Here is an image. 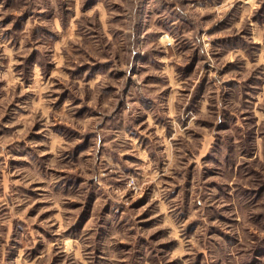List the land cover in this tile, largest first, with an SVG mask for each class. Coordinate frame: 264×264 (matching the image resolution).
<instances>
[{
	"label": "rangeland",
	"instance_id": "1",
	"mask_svg": "<svg viewBox=\"0 0 264 264\" xmlns=\"http://www.w3.org/2000/svg\"><path fill=\"white\" fill-rule=\"evenodd\" d=\"M123 2L131 3L132 0H123ZM179 2L182 7L200 10V21L204 24L200 32L210 37L211 47L207 55H211L217 61L223 60L222 67L217 70L208 62L207 56L199 52L198 47L193 50L187 38L177 39L178 34L191 31L193 22L191 16L176 10V0H139L132 26L136 32V46L145 50L137 51L133 56L132 72L127 79L124 78L123 65L118 70L110 72L109 77L113 81L124 80L121 91L125 93L136 75L142 76L150 85L159 83L162 78L147 72V67L159 69L160 65L165 63L167 53L163 49L170 48L168 41L172 40L176 47L175 55L180 59L187 57L186 63L177 65L181 79L193 77L198 65L202 60L204 61V73L198 81H193L195 87L187 89L180 86L184 94L189 91L191 93L185 110L199 111L205 93L213 83L210 79L212 71H217L218 76L228 77L223 81L221 99H231L235 94L241 81L231 74L240 75L243 61L227 57L237 50H243L248 62L255 66L244 78L241 91L243 99L250 102L256 112H243L241 115L246 117L247 124L251 125L245 132V141L255 140L256 122L260 119L258 94L261 86L264 85V62L257 63V61L264 60V51H262L264 35L253 37L251 29L253 25L264 29V0H179ZM102 3L103 0H55V3L53 0H40L38 5L29 6V0H0V30L3 32L0 40L8 41L6 50L1 53L0 49V58L4 59V62L0 60L2 63L0 64V264H159V258H164L163 264H186V262L187 264H228L231 249L241 243L239 233H234L230 229L240 226L249 233L251 239L244 264H264V182L257 181L256 186L244 188L241 192L240 195L245 201L243 210L249 213L245 217L238 216L239 209L234 211L230 204H224L213 212L210 219L228 226L226 230L214 224L209 229V235L224 241V245L216 249L217 259L206 261L208 250L202 247L199 240H193L196 227L201 223L198 217L193 215L195 207L191 206V189L196 165L198 162L203 164L206 160L216 162L213 153L221 149L222 134L236 119L232 114H229V118L222 125H215V134L207 152L200 154L196 160H188L183 180V206L176 210L177 216L173 219V225L165 223L163 212L156 214L158 211L155 208L156 201L149 203L154 182L143 184L139 195H136L134 190L124 192L119 201L110 197L104 199L93 188L89 190L83 201L72 199L57 208L52 206V201L42 198L46 194L44 180L31 178L25 180L27 172L32 170L41 175L46 172L54 174L58 179L54 182L52 190L64 195L74 194L85 179H88L90 184L93 183L91 178L77 175L72 168V165L80 162L81 158L87 159L91 156V133H81L72 125L74 121L79 120L85 122L82 126H86L88 121L100 113L92 107V99L87 92L83 97L75 96V93L63 84V78L65 75L69 80L83 77L81 80L83 84L84 81L93 80L98 74L106 71L115 60L104 57L95 63L65 68L64 54L67 49L64 45L75 43V38L79 34L78 29L81 27L76 25V20L86 19L88 14L95 17L98 26L104 29L109 39L112 38L108 25L120 24L124 21L123 12L126 10L123 9V3L113 4L112 9L116 14L108 18L105 15L108 11L107 5L104 6L103 11L99 7ZM33 8L42 10L33 11ZM87 23L89 28H92V21L87 20ZM116 30L119 32L123 29L121 27ZM61 33L65 35L62 36ZM25 35L28 37L27 40ZM91 35H96L94 30ZM34 40L37 45L48 46L44 53H41L38 46H32ZM154 42L159 47H147ZM181 53L184 55L181 56ZM157 56L161 57V60L155 61L154 58ZM91 59L95 61V57ZM34 62L39 65V78L46 83L49 80L53 82L50 105L43 91L39 94L42 99L38 105L32 101L33 95L36 96L34 100L38 96L30 94L31 88L26 90V87L37 81L36 66L33 68L32 65ZM88 68L92 71L85 76L84 72ZM57 69L62 71L58 72ZM57 80L61 82L56 83ZM19 81H21V90ZM117 87L115 82L106 84L97 96L96 104L107 107L102 97L105 92H113ZM167 93L169 89L165 88L160 95L164 96ZM84 99L88 100L87 104L81 102ZM69 100L75 106V110L71 113L67 110L61 111ZM121 105L122 101H118L114 111L118 112ZM45 107L59 111V117L51 114L43 117ZM41 117L44 121H50L48 128L60 138L61 143L66 141L72 144L73 140L76 141L70 148L63 149L62 163L65 167L46 169L43 163L54 154L49 150V146L55 149L57 145L50 141V137L45 134L46 130L42 131L45 124ZM145 121L149 123L146 124ZM161 122L163 118L154 123ZM135 123L141 128L147 127L151 130L153 122L150 116L142 114ZM199 123L203 131L196 132L195 135L203 140L213 130L212 121L203 120ZM81 136L84 138L80 139ZM142 139L147 143L146 137ZM27 141L33 142L39 151H36L32 144L26 143ZM42 141L44 143H41ZM163 147V145L157 146L156 151L150 153V157L155 160ZM100 155L101 153L98 152L97 156ZM124 158L130 162L125 174L138 176L141 170L131 165L141 162V158L131 153H125ZM97 163L101 164V161L97 159ZM215 174L214 169H207V175ZM111 175L115 177L117 174L113 172ZM173 179L165 175L162 184H172ZM108 183L115 188L125 186V181L120 179H113ZM208 183L212 187H217V197L230 198L226 186H219L215 180H210ZM173 189L177 195L180 194L179 185H173ZM172 199H175V196H172ZM17 200L21 203H15ZM101 200L104 202L99 203ZM64 208L67 211H62ZM129 213L134 214V221L128 219ZM94 215L98 218L95 219L93 229L88 225L93 222ZM66 217H74V220L67 227H63ZM29 218L32 220L30 225ZM177 220L183 222L184 228L182 232L177 228L176 234L173 235ZM44 222H48V227ZM132 223H135V227L131 226ZM29 226L31 232L28 231ZM125 230H127L126 236L131 239L121 238L113 245L111 253L115 254L116 258L109 260L107 258L109 253H105L103 242L109 236H114V233H123ZM137 230L142 234H138ZM93 231L95 232L92 237L93 242H86L81 233L91 234ZM33 237L34 242L30 244L29 239ZM185 237L195 252L187 251L181 246V241ZM57 240L60 241V246L57 245ZM224 246H227L228 252L224 251Z\"/></svg>",
	"mask_w": 264,
	"mask_h": 264
},
{
	"label": "clouds",
	"instance_id": "2",
	"mask_svg": "<svg viewBox=\"0 0 264 264\" xmlns=\"http://www.w3.org/2000/svg\"><path fill=\"white\" fill-rule=\"evenodd\" d=\"M40 0H29V6L31 4H39ZM55 3V0H53ZM123 3V12L125 20L120 24L109 23L108 27L111 32L112 38H108V34L103 28L98 26V21L91 14L87 15L86 19L76 20V25H79L78 35L75 38L74 44H66L65 62L64 67H75L79 64L95 63L104 57L115 62L107 67L106 71L98 74V76L90 81H84L81 84L83 77L79 79L69 80L67 75L63 78V84L70 88L75 96L83 97L87 92L92 99V107L96 108L100 115L94 117L88 121L86 126H82L85 122L74 121L73 127L77 131L84 133H91L90 149L91 156L87 159L81 158L80 162L72 165L77 175H85L92 179L93 183H89L88 179L76 189L75 193H69L64 195L62 193L53 192L52 188L54 182L58 179L54 174L45 173L41 175L39 172L32 170L28 171L25 176V180L31 178L32 180H44L46 194L43 195V199L52 201V206L60 208L61 205L67 204L72 199H79L83 201L90 189L95 190L104 199L112 198L119 201L124 192L134 190L136 195L140 194L143 184L154 182L152 191V198L149 203L156 201L155 208L158 210L156 214L160 212L164 213V221L166 224L173 225V219L177 216V209H181L183 206V180L187 171L188 160H196L197 157L203 152H207L208 147L211 144L213 135L215 134V125L223 124L226 119L229 118V114L236 117L232 122L231 127L227 128L226 132L222 134L223 144L221 149L213 153L216 162L204 161L203 164L197 163L195 170V177L192 184V196L191 206L195 207L193 212L194 216H197L201 222L196 227V232L193 234V240H199L204 249L208 250L209 255L206 257V261L217 259L216 249L224 245L219 237L209 235V229L212 225H217L228 230L227 225L220 224L215 219H210L213 212L220 208L224 204H230L233 206V210L237 211V215L245 217L249 213L243 210V204L245 201L241 197V192L244 188L256 186V182H264V85L261 86L259 92L260 99L257 101L259 106L260 119L257 123V136L255 140L250 142L245 141V132L251 125L247 124V118L242 116L243 112H256V109L251 106L250 102H246L243 99L242 91L243 80L249 74L254 64L248 62V57L243 50H237L234 54L227 57L228 59L236 58L243 61L241 65V73L237 76L236 73L231 75L237 78L241 83L237 86V90L231 99H221V90L223 88V81L227 79L226 76H218L217 71H212L210 79L213 83L209 86L208 91L205 93L204 99L201 102L199 111H186L188 104V97L191 95L190 91L184 94L180 90L182 85L184 88L192 89L195 87L194 80H199L200 76L204 73L202 60L198 65L197 71L193 74V77L188 79H181L179 72L177 71V65L187 62V57L180 59L175 55L176 47L173 45L172 40L168 41L171 45L170 48H165L163 51L167 53L165 63L160 65L159 69L151 66L147 67V72L160 76L162 79L155 85H150L145 82L140 75H136L134 80L130 82V87L127 92L121 91L124 80L113 81L109 77L110 72L118 70L122 65L125 68L124 78L127 79L132 72L133 68V56L137 51H144L136 46V32L133 28L135 22L134 13L139 0H132L131 3L123 2V0H103V3L99 6L101 11L104 10V6L107 5L108 11L105 13L106 17L110 18L115 15V11L112 9L113 4ZM176 10L191 16L193 27L191 31H185L182 35L178 34L177 39H185L192 44L193 50L197 47L199 52L207 56L208 62L215 66L218 70L223 65V60L217 61L212 58L211 55H207L210 50V37L202 34L200 29L204 27V24L200 21V10H191L189 8L182 7L179 0H176ZM42 9L33 8V11ZM87 20L92 21V28H89ZM251 23V22H249ZM122 31H117V28H121ZM95 31L96 35H91L92 31ZM71 31V29H69ZM252 36L264 35V29L253 25ZM65 35V33H61ZM3 36L2 30H0V37ZM28 37L25 35V40ZM245 39H252V37H245ZM8 41H4V46L7 47ZM64 42L62 41V44ZM33 47H39L41 53H44L47 49V45L39 44L34 40L32 41ZM148 48L159 47L157 43H152L147 46ZM264 51V49H262ZM184 54L181 53V56ZM95 57V61L91 58ZM155 61L161 60V57L154 58ZM171 61V63H169ZM264 62V60H258L257 63ZM37 81L31 86V90L39 96L43 91L48 97V103L51 104L52 100V81L44 82L39 78V68H36ZM62 71V69H57ZM92 69L88 68L84 75L87 76L88 72ZM61 81L57 80L56 83ZM116 83L117 89L113 92H105L102 100L108 106H98L96 104V98L100 95V91L106 84ZM165 88L169 89V93L161 96ZM122 101L121 109L118 112L114 110L117 107V102ZM84 104L88 103V100L81 101ZM149 107L151 110H149ZM67 110L69 113L75 110V106L72 105L71 100L64 106L61 111ZM49 114L59 117L60 112L54 111L51 107H45L43 117H47ZM142 114H146L152 118V128L149 130L147 127L141 128L135 120ZM42 122L45 124V134L50 137V141L55 142L57 147L55 149L49 146V150L53 151V155L49 157L43 163L46 169H58L65 167L62 163L64 159L63 149L70 148L76 141L73 140L72 144L68 142H60V138L48 128L50 121ZM107 117V119H105ZM163 122L154 123L161 120ZM208 120L212 121L213 130L209 132L206 139L196 137V132H202L203 129L199 121ZM149 123V121H145ZM142 134V135H141ZM142 137L147 138V143L144 142ZM84 137L81 136L80 139ZM26 143L32 144V147L36 148V145L27 141ZM41 143H44L43 141ZM203 144V147L201 145ZM163 145L164 147L158 152L157 158L153 160L150 157V153L156 151L157 146ZM101 153L98 157L97 153ZM125 153H131L133 156L141 158V162L135 163L131 166L141 170L138 176L126 175V167L129 166V161L126 160ZM43 154V153H41ZM83 157V154H82ZM97 159L101 161V164L97 163ZM162 163V167H161ZM102 165V166H101ZM243 165L244 167H241ZM107 169V171H105ZM207 169H214L215 175H207ZM255 169V172L252 170ZM87 170V171H86ZM203 170V174H202ZM117 175L113 177L111 173ZM167 175L173 177L172 184H162L163 177ZM113 179H120L125 181V186L122 188L112 187L108 182ZM215 180L219 186H226V191L230 194L229 199H224L222 196L217 197V187L209 185L208 181ZM173 185L180 186V194L177 195L173 189ZM175 196V199H172ZM101 200L99 203H103ZM127 202V201H125ZM15 203H21L17 200ZM62 211H67L66 208ZM99 211V206L97 212ZM17 213H14V215ZM232 215V213H228ZM21 218H23L21 216ZM59 218V217H57ZM98 218L94 215L93 222L88 225L89 228H95V219ZM128 219L130 221L135 220L134 214L129 213ZM74 217H66L63 227H67ZM32 220L29 218V225ZM48 227V222H44ZM132 227H135V223H132ZM183 231V222L177 220L174 226L173 235L176 234V229ZM234 233H239L241 243L236 244L231 249V258L228 264H244L247 258V248L251 246V239L249 233L244 231L243 226L233 227L230 229ZM29 232L32 229L29 226ZM126 231L123 233H114V236H109L104 242V251L109 253L108 259L114 260L115 254L111 253V247L115 245L121 238H128ZM138 234H142L139 233ZM27 237V233L25 234ZM95 235L93 231L91 234L87 232L81 233L83 239L92 243V237ZM34 242V237L29 239V243ZM218 242V243H217ZM60 246V241H56ZM181 246L185 247L187 251L195 252V249L189 243L187 237L181 241ZM224 251L228 252L227 246H224ZM164 258H159V264H163ZM187 264V262H186Z\"/></svg>",
	"mask_w": 264,
	"mask_h": 264
},
{
	"label": "crops",
	"instance_id": "3",
	"mask_svg": "<svg viewBox=\"0 0 264 264\" xmlns=\"http://www.w3.org/2000/svg\"><path fill=\"white\" fill-rule=\"evenodd\" d=\"M2 42H4V41L0 40V49H1V53H2L3 51L6 50V49H5L6 47L4 46V44H3ZM4 57H6V56L4 55ZM4 57H3V58H4ZM0 60L4 62V59L2 60V58H0ZM1 61H0V64H2ZM32 65H34L33 68L36 66L35 69L39 67V65H38L37 62H36V63H35V62L32 63ZM0 72H1V71H0ZM11 81L14 82V80H13L12 78H11ZM34 82H35V81H34ZM34 82H33V83H34ZM3 84H4V83H3ZM18 85H20V88H19V89L21 90V81H19V84H18ZM31 86H32V85L26 87V90L29 89V88H31ZM26 92H29V91H26ZM40 93H41V92H40ZM30 94H35V95H36V93H34L32 90H31V93H30ZM35 97H36V96H35ZM35 97H34V95H33V97H32L33 100H32V101H33L34 103H37V104L39 105V102L41 101L42 98H41L40 96H38L37 99L34 100ZM18 106H19V105H18ZM7 116H8V115H7Z\"/></svg>",
	"mask_w": 264,
	"mask_h": 264
}]
</instances>
